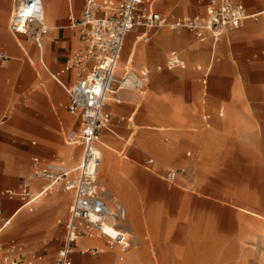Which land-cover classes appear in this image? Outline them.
Segmentation results:
<instances>
[{
  "label": "rangeland",
  "instance_id": "obj_1",
  "mask_svg": "<svg viewBox=\"0 0 264 264\" xmlns=\"http://www.w3.org/2000/svg\"><path fill=\"white\" fill-rule=\"evenodd\" d=\"M241 1L248 13L264 9V0ZM210 2L159 0L157 7L169 19L201 17ZM73 31L78 37L77 28ZM142 31H148L152 38L139 41L130 68L134 75L143 67L149 68L150 79L143 91H124L140 97L142 101L136 107L143 120L148 118L147 123L159 130H151L154 139L141 150L139 134L129 136V115L112 111L114 124L110 128L114 127L115 133L103 130L100 136V141L104 134L109 136L110 141H105L114 151L109 175L99 173L98 184L109 199L127 209L129 250H139L138 264H264V15L246 20L239 28L227 29L216 42L211 37L201 42L187 29L139 28L127 36L121 69L136 34ZM160 36L162 41L156 42ZM79 45L76 41L75 48ZM154 46L160 56L142 60L140 52ZM173 49L185 59V68H167V57ZM21 71L17 81L24 75ZM164 74L165 80L155 81ZM8 75L2 108L4 113L9 108L14 117L21 112L15 111L18 97L13 90L17 84L11 71ZM121 98L119 107H135ZM78 129L77 124L74 130L62 132L61 143L66 148L62 155L56 153L68 166L74 165L81 154V147L72 143V156H64L71 147V133ZM35 147L40 148V144ZM37 153L25 154L24 159L30 164L31 156ZM150 158H154L153 164L147 163ZM170 168H184L186 172L170 183L162 177ZM39 179V188L47 184L46 179ZM72 198L61 184L53 186L35 201L33 212L25 208L0 234V243L16 238L26 252L43 256L36 264H52L63 245L64 231L58 220L67 216ZM17 204L12 202L11 207ZM134 216L141 222L140 235L131 223ZM112 252L121 250L85 255L101 259Z\"/></svg>",
  "mask_w": 264,
  "mask_h": 264
},
{
  "label": "built area",
  "instance_id": "obj_2",
  "mask_svg": "<svg viewBox=\"0 0 264 264\" xmlns=\"http://www.w3.org/2000/svg\"><path fill=\"white\" fill-rule=\"evenodd\" d=\"M72 5V0H69ZM157 0H84L80 17L69 14L70 26L82 34L81 45L73 52L67 70H75L72 84L61 80V73L52 77L64 88L70 98L68 109L79 117V129L70 135L78 139L81 154L77 163L68 166L64 161L49 160L40 156L32 159L31 176L24 179L19 191L5 189L0 194V233L12 218H4L5 199H19L20 208L34 211L35 201L47 190L61 184L66 191H73L74 197L68 215L60 223L65 228L64 242L56 253L52 264H73L77 252L78 238L104 239V245H87L80 249L82 254L97 255L105 248L127 250L131 239L126 228L128 213L119 201L109 199L99 187L98 175L103 157L99 148L100 134L111 127L112 115L106 109L111 99L125 89L143 91L150 79V71L143 67L130 80L129 74H119V61L125 40L132 30L140 27L157 29L168 26L172 29H187L200 40L208 34L217 41L227 29L238 28L250 16L239 0H211L205 16H185L169 20L156 8ZM42 0H16L9 20V30L14 34L31 37L41 48L48 32L43 17ZM168 69L184 67L185 61L171 51L167 59ZM205 118H210L205 115ZM76 142V141H75ZM152 160L150 161V163ZM186 170L169 169L164 179L174 183ZM44 178L47 187L39 193L32 192L33 181ZM42 255L25 251L22 245L10 246L0 243V264H36Z\"/></svg>",
  "mask_w": 264,
  "mask_h": 264
},
{
  "label": "crops",
  "instance_id": "obj_3",
  "mask_svg": "<svg viewBox=\"0 0 264 264\" xmlns=\"http://www.w3.org/2000/svg\"><path fill=\"white\" fill-rule=\"evenodd\" d=\"M158 1L159 0H157V3ZM239 1L242 2L241 0ZM15 3L16 0H0V114L1 115L3 114L2 116H0V129L2 126L4 127L3 129L0 130V188H2L0 189V194L1 191L5 189H12L14 191H19L21 189V184L23 180L30 177V171L32 173L33 157L40 156L42 158H46L49 160L59 159L56 155L57 151L60 152V154L62 155L63 150L66 148V144L63 145L61 143L62 132H64L65 130H72V129L74 130V128L77 127V124L79 125V117L77 115H73L72 113H70L68 109V105L70 103V98L68 93L52 77L51 74L60 72L61 80L67 84H72L75 81L76 78L75 70H71V71L67 70L66 65H68L72 61L73 52L81 45L82 34L80 33L79 29H77L79 33L77 37L76 31H73V29L75 28L70 26L69 14L71 12L76 17H80L79 15L82 14L83 11L84 0H72V5H70L69 0H42L44 19L46 24L48 25L49 30L44 38L43 45L41 48H39L35 42L32 43L31 37L30 38L25 37L22 39L21 34H14L10 32L9 20L12 11L15 8ZM157 3H156L157 10L169 19V17L166 14H164L160 9H158ZM246 13L248 15H253L246 19L248 20L250 18H257L260 15H264V9L254 13H248L246 9ZM174 19L177 18H173L169 20H174ZM244 22L242 23L241 26H243ZM140 28H144V27H140ZM138 29L139 28H136L132 30L130 33L137 31ZM179 29H183V28H179ZM172 30H176V29H172ZM130 33H128V35ZM209 34L207 38L204 40H200L197 37L196 38L201 42H205L207 39H209V37H211L209 36ZM151 38L152 36L149 34L148 31H142L136 34V37L132 42L129 55L126 59V62L124 63V67H127L129 70L131 69L130 65L133 64L134 62V56L138 48L139 41L147 42ZM162 38H163L162 36L157 37L156 42H161ZM76 41L77 43H80V45L75 48ZM260 42L261 40H259V43ZM35 47H37V50ZM154 48L155 46L142 50L140 52L141 59L142 60L145 59L146 61H148L152 58L159 57L160 53L155 51ZM171 51H177V53L185 61V59L178 52V50L173 49ZM185 66L183 68H185ZM5 67L7 68L5 69ZM178 68H182V67H178ZM210 68L211 67L209 66L208 71L205 75V80H203L204 83H207L208 80L207 77L209 75ZM21 69H23L24 75L23 77H20L19 80L17 81L16 75L17 74L20 75V73L22 72ZM169 70H173V69H169ZM10 71L12 72V77L14 78L13 79L14 84H17V86H15L13 90V92L17 94L18 97L17 98L18 104L15 107V111L21 112L20 115H16V116L14 115V117L12 115L13 113L11 112V110H9V108L8 111H5V113L3 112L4 108H2L6 102V95L8 93V88H7L9 84L8 73ZM41 72H42V76H41ZM130 77L132 78V80L136 78L133 69ZM165 78L166 75L164 74V76H158L157 78H155V81L158 82L162 79L165 80ZM125 90L132 91L131 89H125ZM122 91L124 90L119 91L115 95V97L119 100V102L116 101L115 99H111L106 104V109L112 115L111 125L114 124L113 122L114 116L112 111H114L116 115L117 113L129 115L128 120L130 122V125H128V128L132 129L129 132V136L130 135L133 136L134 134L138 133L139 134L138 141L140 143L139 147L142 148L141 150H144L146 149L149 142L153 141L154 139V134L152 133L151 130H159V129L158 127L156 128L151 127L150 125L152 126H156V125L147 123L148 118L143 120V117L138 111L139 108L136 107L139 105V102L142 101L140 97L130 91H124L123 93H121ZM121 96L125 97L128 100V102L134 104L135 107L133 109L129 105L124 107H119L118 105L123 103ZM220 115L221 116L223 115L222 112H220ZM12 118H13L12 122L7 124V122H9L10 119ZM103 130H107L111 133H115L114 127ZM103 130L101 131L100 136L102 135ZM117 135L119 137H122L119 134ZM102 137L103 138L100 141L101 144L99 142V148L101 150L103 160L105 159L107 160H105L104 166L101 165L99 173L103 171L104 175L107 176L109 175L107 173L110 172L109 167L111 160H113L112 152L114 150L105 141V138L109 140V136H107V134H104ZM38 144H40V148L35 147ZM70 145L71 147L70 146L67 147V149L64 151V156L69 158L72 156V153L74 152V148L72 147V144ZM22 152H24V154ZM37 152L39 153L42 152L45 155L38 154ZM28 153H32V154L37 153L31 156L30 164L28 160L24 159V157L26 156L25 154ZM190 154L191 152H188V155ZM151 160L152 162L150 163ZM179 162L186 163L187 160H180ZM147 163L153 164L154 158L148 159ZM149 167L150 166H148V169H150ZM168 170H166V172ZM164 175L162 176L163 178ZM40 181H41L40 179L33 181L32 190L34 188H39L38 186L40 185ZM53 186L48 188L47 184H45L44 186L40 187L36 193H39L43 187H47L46 188L47 190L42 195L48 194V192L53 188ZM68 192H71L74 197L73 191H68ZM65 197H67V195ZM15 201L18 202V204L14 207H11L12 202ZM20 206H21V201L17 198L4 200L3 216L4 218H9L12 216L10 222L5 226L4 230L25 209L22 208L18 212H16L20 208ZM7 213H9L8 216L6 215ZM65 218H61L58 220V224L63 228L64 235H65V228L60 223V220H63ZM131 223L133 224L134 227L133 229L136 230L138 235H140L141 234L139 231L141 226L140 219L134 216L131 219ZM64 235H63V242H64ZM13 243H17L19 245L24 246L16 238H12L4 245L10 246ZM104 244H105L104 239L82 238L77 242L76 249L87 245L96 246V245H104ZM109 249L110 248H105L99 254L105 253L106 250ZM110 250H115V249H110ZM121 252H117V253L112 252L110 254L105 255L101 259H97L82 254L78 250L74 254L73 264H88V263L105 264L112 261L113 259H115V262L112 264H138V258L140 255L138 249H131L128 252L125 251L123 253ZM92 256H96V255H92Z\"/></svg>",
  "mask_w": 264,
  "mask_h": 264
},
{
  "label": "bare ground",
  "instance_id": "obj_4",
  "mask_svg": "<svg viewBox=\"0 0 264 264\" xmlns=\"http://www.w3.org/2000/svg\"><path fill=\"white\" fill-rule=\"evenodd\" d=\"M41 17H43V19H44V12H42V13L39 14V18H41ZM44 21H45V19H44ZM45 24H46V22H45ZM46 26H47V28H48V25H47V24H46ZM48 30H49V28H48ZM221 35H222V34H221ZM221 35H219V36H221ZM219 36H218V39H219ZM42 50H43V49H42ZM42 50H41V51H42ZM121 57H122V55H121ZM120 62H121V58H120V61H119V67H118V70H119V71H120V70H123V71H124L123 74H129V78H130V80H132V78L130 77V75H131V73H132V70H131V69L129 70L127 67H124L123 69H121V67H120ZM133 80H134V79H133ZM75 141H76V142H75ZM69 143H70V144H72V143H77V145H78V139H77V138H73L72 141L69 140ZM72 145H73V144H72ZM100 168H101V167H100ZM99 171H100V169H99ZM4 228H5V227H4ZM3 230H4V229H3ZM3 230H2V231H3ZM2 231H1V233H2ZM128 232H129V230H128ZM1 233H0V234H1ZM129 237H130V232H129ZM80 239H82V238H78L77 242H78ZM130 239H131V238H130ZM92 240H93V239H92ZM94 241H95V240H94ZM85 247H86V246L81 247V248H79V250H80V249H84ZM130 247H131V243H130ZM130 247H129V248H130ZM129 248H128V249H129ZM128 249H127V250H128ZM120 250H121L122 252L127 251V250H124V251H123L121 248H120Z\"/></svg>",
  "mask_w": 264,
  "mask_h": 264
}]
</instances>
